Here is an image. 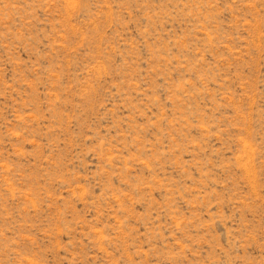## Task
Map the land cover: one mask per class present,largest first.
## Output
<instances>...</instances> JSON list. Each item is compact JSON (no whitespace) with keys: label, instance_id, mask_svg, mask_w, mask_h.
<instances>
[{"label":"rangeland","instance_id":"rangeland-1","mask_svg":"<svg viewBox=\"0 0 264 264\" xmlns=\"http://www.w3.org/2000/svg\"><path fill=\"white\" fill-rule=\"evenodd\" d=\"M0 264H264V0H0Z\"/></svg>","mask_w":264,"mask_h":264}]
</instances>
